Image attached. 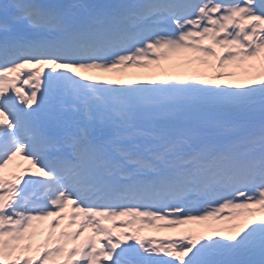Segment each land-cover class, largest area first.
I'll return each instance as SVG.
<instances>
[{"label": "snow or ice", "instance_id": "6c2138e0", "mask_svg": "<svg viewBox=\"0 0 264 264\" xmlns=\"http://www.w3.org/2000/svg\"><path fill=\"white\" fill-rule=\"evenodd\" d=\"M0 264H264V0L0 2Z\"/></svg>", "mask_w": 264, "mask_h": 264}, {"label": "rangeland", "instance_id": "374dc122", "mask_svg": "<svg viewBox=\"0 0 264 264\" xmlns=\"http://www.w3.org/2000/svg\"><path fill=\"white\" fill-rule=\"evenodd\" d=\"M179 71H180V72H186V73H188V70H187V69H186V70L180 69ZM131 73L134 74L135 76H137V75L140 74V73L135 72V71H133V72H131ZM143 73H144L145 76H146V72H143ZM137 79L140 80V81H144L145 77H144L143 74H141V75H139V77H138ZM37 239H41V237L38 236Z\"/></svg>", "mask_w": 264, "mask_h": 264}]
</instances>
